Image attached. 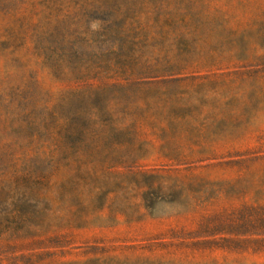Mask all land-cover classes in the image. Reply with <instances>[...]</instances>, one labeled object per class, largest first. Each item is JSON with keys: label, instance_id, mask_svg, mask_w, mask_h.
<instances>
[{"label": "rangeland", "instance_id": "374dc122", "mask_svg": "<svg viewBox=\"0 0 264 264\" xmlns=\"http://www.w3.org/2000/svg\"><path fill=\"white\" fill-rule=\"evenodd\" d=\"M0 264H264V0H0Z\"/></svg>", "mask_w": 264, "mask_h": 264}]
</instances>
